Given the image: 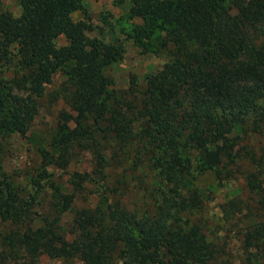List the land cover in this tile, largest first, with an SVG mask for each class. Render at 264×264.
Masks as SVG:
<instances>
[{
  "label": "trees",
  "instance_id": "1",
  "mask_svg": "<svg viewBox=\"0 0 264 264\" xmlns=\"http://www.w3.org/2000/svg\"><path fill=\"white\" fill-rule=\"evenodd\" d=\"M19 2V16L0 11V73L13 72L0 78V135L29 131L58 72L66 79L57 96L75 113H60L29 187L0 160V220L10 227L0 235V264H41L42 254L84 264H213L218 244L187 212L204 203L200 175L224 179L233 135L264 134V0H132L130 14L143 24L131 36L140 42L161 27L163 45L174 48L143 88L133 78L125 94L111 88L108 72L121 46L89 36L73 18L84 0ZM62 35L67 43L58 45ZM134 143L160 173L155 206L138 211L105 201L78 209L66 226L64 213L91 177L76 171L71 190L49 168H66L76 148L95 150L103 166L102 144ZM251 159L259 167L247 174L252 197L230 198L222 211L228 221L248 217L245 264H264V155ZM49 195L38 224L34 208Z\"/></svg>",
  "mask_w": 264,
  "mask_h": 264
},
{
  "label": "rangeland",
  "instance_id": "2",
  "mask_svg": "<svg viewBox=\"0 0 264 264\" xmlns=\"http://www.w3.org/2000/svg\"><path fill=\"white\" fill-rule=\"evenodd\" d=\"M131 4L132 0L123 3L117 0H84V9L73 13L74 20L84 22L89 36H97L107 43L121 46L119 60L108 69L113 78L111 88L119 94H125V91L130 89L133 78L138 87L143 88L147 76L161 69L173 58L174 47L163 45V28H156L151 37H143L140 42L131 36L136 28L143 24L141 17L130 14ZM0 11L19 16L22 6L19 0H0ZM57 42L58 45H63L67 43V39L62 35ZM11 75L13 72L6 70L0 73V78ZM65 79L62 72L55 74L53 82L47 86L45 94L39 100V112L26 134L0 135V160L4 169L15 178L20 187H29L30 176L36 175L41 163L40 149L48 147L57 129L60 113H75L62 94L57 96ZM100 150L105 154L107 161L103 166L100 165L95 150L76 148L66 168H49L54 172L57 182L67 185L71 190V177L76 171L87 172L91 177V180L85 183V189L77 193L73 208L64 213L63 223L68 227H71L76 211L83 207H95L107 201L119 202L132 210L145 211L152 209L160 199V173L151 169L147 161H143L145 156L138 143L124 149L116 145L102 144ZM254 154H258V157L264 155V134H235L229 148V158H226V161L230 159V162L224 169L222 182L212 172L200 175L196 180L203 193L204 203L191 214L187 212V215L194 222L201 223L208 237L218 244L220 251L213 264H245L243 228L246 223L242 220H248V217L241 213L232 220H225L222 205L230 198L252 197L247 187V174L259 171L258 164L251 159ZM140 161L143 163L139 164ZM48 200L50 195L34 208L33 219L38 224L47 212L45 203ZM9 229L10 227L0 220V235ZM1 249L0 245V252ZM40 263L84 264L78 257L68 260L51 258L48 254L41 255Z\"/></svg>",
  "mask_w": 264,
  "mask_h": 264
}]
</instances>
